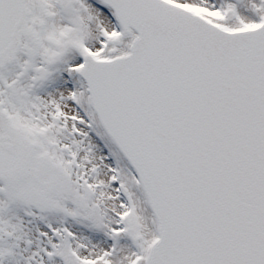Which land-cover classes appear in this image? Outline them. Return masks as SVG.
Returning a JSON list of instances; mask_svg holds the SVG:
<instances>
[{
    "label": "snow or ice",
    "instance_id": "1",
    "mask_svg": "<svg viewBox=\"0 0 264 264\" xmlns=\"http://www.w3.org/2000/svg\"><path fill=\"white\" fill-rule=\"evenodd\" d=\"M0 264H264V0H0Z\"/></svg>",
    "mask_w": 264,
    "mask_h": 264
}]
</instances>
